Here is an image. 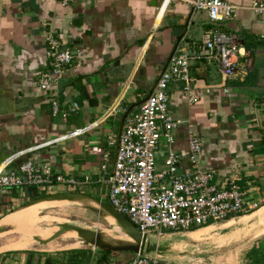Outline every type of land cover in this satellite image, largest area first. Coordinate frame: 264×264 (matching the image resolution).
I'll return each instance as SVG.
<instances>
[{
    "label": "crops",
    "instance_id": "0c3cea01",
    "mask_svg": "<svg viewBox=\"0 0 264 264\" xmlns=\"http://www.w3.org/2000/svg\"><path fill=\"white\" fill-rule=\"evenodd\" d=\"M224 1L237 9L229 19L214 22L184 0H68L65 5L0 0V168L17 169L31 160L52 174L40 187L0 188V216L33 197L70 191L54 180L56 175L78 182L73 191L107 199L124 112L132 106L121 129L170 57L182 48L196 53L208 31L216 29L239 44L238 69L223 79L216 60L198 52L190 62L194 80L187 84L188 93L182 81L169 84V115L177 126L171 142L160 139L155 170L164 169L171 150L180 156L178 171L191 170L188 135L195 134L202 143L199 167L213 170L218 183L235 176L246 200L257 205L223 222L189 231L167 229L159 241L170 242L174 250L160 256L172 264H264V9L255 10V0ZM49 33L61 49L72 51L73 59L46 95L37 78L46 69ZM51 96L59 104L57 115L51 112ZM76 129L84 130L62 137ZM45 142L52 143L39 146ZM207 229L221 234L205 238ZM212 238L225 242L198 254L185 244ZM52 241L0 251V264H122L132 256L113 252L103 261L101 252L89 246Z\"/></svg>",
    "mask_w": 264,
    "mask_h": 264
},
{
    "label": "built area",
    "instance_id": "2783aa9c",
    "mask_svg": "<svg viewBox=\"0 0 264 264\" xmlns=\"http://www.w3.org/2000/svg\"><path fill=\"white\" fill-rule=\"evenodd\" d=\"M60 1L65 5L68 0ZM159 1L165 4L172 0ZM184 1L194 10L206 12L214 22L229 19L237 9L236 5L224 0ZM252 6L258 11L264 9V5L256 0ZM208 35L203 44L198 46L200 49H196V53L188 54L182 48L170 57L168 66L159 74L151 93L141 103L138 112L127 119L118 136L111 176L108 179V202L142 234H146L149 239L153 236L155 241L163 236L162 230L189 231L226 221L257 205L246 200L245 191L235 176L218 183L214 179L213 170L199 167L198 156L202 143L195 134L188 135L191 170L183 173L178 171L180 156L172 150L164 159V169L155 170V155L160 139L165 138L171 142V133L177 126V121L169 115V84L182 81L186 84L185 91L188 93L187 84L194 80L190 75V62L199 53L205 58L216 60L223 79L232 76L238 69L241 48L235 38L216 29L209 30ZM45 40L43 63L46 69L39 73L37 85L41 92L48 95L55 83L67 73L73 53L69 49H61L52 33L47 34ZM48 100L52 115H57V100L53 96ZM189 100L194 102L197 99L190 96ZM83 130L76 129L62 137L75 136ZM58 139L60 138L53 141ZM50 176L52 174L49 167L41 168L33 161L26 160L17 169L4 171L0 168V188L11 189L24 185L40 187L50 183ZM54 180L71 190L78 184L61 175H56ZM122 264L172 263L160 255L149 253L132 254Z\"/></svg>",
    "mask_w": 264,
    "mask_h": 264
},
{
    "label": "water",
    "instance_id": "95a60500",
    "mask_svg": "<svg viewBox=\"0 0 264 264\" xmlns=\"http://www.w3.org/2000/svg\"><path fill=\"white\" fill-rule=\"evenodd\" d=\"M63 48V47H62ZM147 98V97H146ZM145 98V99H146ZM145 99L143 101H145ZM132 106L128 107L124 112L120 124H119V132L120 134L121 126L123 121L129 111L131 110ZM118 144V137L115 145V153ZM111 176V173H110ZM35 203H43V206L38 207V213L48 207L63 205V204H71L77 207L84 208L89 210L102 219H104L109 228L106 227H93L82 225L76 222H67V221H59L57 220L56 223L52 226L43 228H48L51 231V234L47 237H40L37 234H33L31 236V244L42 245L46 244L52 240H55L62 236L63 233L66 231H73L75 235L70 237L74 242L70 245L71 247L77 246H89L94 250L100 252H129L131 254H164L169 251L174 250L172 245L168 242H158V241H151L147 237L146 234H142L135 225H133L127 217L119 213L108 201H105L101 198H98L94 195L81 192V191H60V192H53V193H46L36 197H33L29 200H26L22 204L18 205L16 208L10 210L9 212L0 216V238L4 237L9 234L19 233V241L22 239L21 230L16 224L11 223H2L4 219H7L12 214L16 213L21 209H25L30 207ZM46 218L45 215H42ZM111 218L113 221L110 222L107 219ZM14 241V242H17ZM11 242V243H14ZM224 240L213 239L210 241H195V240H187L185 244L193 248V251L190 253H201L211 249H216L221 247L224 244ZM11 243L5 244L0 246V251H9V250H19L23 249L21 247H8L5 248L6 245ZM30 244V245H31ZM185 245V246H186ZM29 246V245H28ZM184 252V251H183ZM187 253V252H184Z\"/></svg>",
    "mask_w": 264,
    "mask_h": 264
},
{
    "label": "rangeland",
    "instance_id": "374dc122",
    "mask_svg": "<svg viewBox=\"0 0 264 264\" xmlns=\"http://www.w3.org/2000/svg\"><path fill=\"white\" fill-rule=\"evenodd\" d=\"M56 185H58V184H56ZM101 198L105 201L107 200L105 196L101 197ZM40 214L46 216L45 220L41 223V226H45V227H49V226L54 225L57 220H59V221L63 220V221H67V222H76V223H80L82 225H87V226L109 228L107 222L104 219H102L101 217H99L98 215H96L95 213H93L89 210H86L84 208L71 205V204H63V205L48 207V208L43 209L40 212ZM208 229L204 230L203 236H205V238H208L210 236L211 237L218 236V234H221L217 229L215 231H212L214 229H211L210 232L208 231ZM220 231L223 233L225 230H220ZM162 232L164 234L166 232V230H162ZM214 232H215V234H214ZM189 236H190V234H189ZM19 237L20 236L18 234H14V233L9 234V235L4 236V237H1L0 238V246L14 242V241H17L19 239ZM205 238H203V239H205ZM150 239H151V241H154L153 236H151ZM52 242L55 244H58L59 246H69L74 242V240H72L71 238H67V237H59V238L53 240ZM158 242H168V241H165L163 239V241H158ZM168 243H170V242H168ZM177 245H179V244H177ZM188 248H190V247H186L187 250H189ZM182 249H185V248L183 247Z\"/></svg>",
    "mask_w": 264,
    "mask_h": 264
},
{
    "label": "bare ground",
    "instance_id": "6f19581e",
    "mask_svg": "<svg viewBox=\"0 0 264 264\" xmlns=\"http://www.w3.org/2000/svg\"><path fill=\"white\" fill-rule=\"evenodd\" d=\"M43 203H35L30 205L25 209H21L16 213L9 216L7 219H4L2 223H11L16 224L20 228L22 239L17 242L6 245L5 248L8 247H25L31 244V236L33 234H37L40 237H47L51 234V231L48 228H43L41 223L45 220V217L38 213V207L43 206ZM112 222L111 218L107 219ZM18 234L19 233H14ZM75 235L73 231H66L62 234V236L70 238ZM7 236V235H6Z\"/></svg>",
    "mask_w": 264,
    "mask_h": 264
},
{
    "label": "trees",
    "instance_id": "16d2710c",
    "mask_svg": "<svg viewBox=\"0 0 264 264\" xmlns=\"http://www.w3.org/2000/svg\"><path fill=\"white\" fill-rule=\"evenodd\" d=\"M113 252H101V259L100 260H107L108 256L111 255Z\"/></svg>",
    "mask_w": 264,
    "mask_h": 264
}]
</instances>
